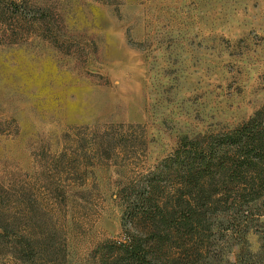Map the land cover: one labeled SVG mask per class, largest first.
I'll return each mask as SVG.
<instances>
[{
  "label": "rangeland",
  "instance_id": "374dc122",
  "mask_svg": "<svg viewBox=\"0 0 264 264\" xmlns=\"http://www.w3.org/2000/svg\"><path fill=\"white\" fill-rule=\"evenodd\" d=\"M263 108L264 0H0V264H118L184 139ZM227 206L162 261L261 264L264 198Z\"/></svg>",
  "mask_w": 264,
  "mask_h": 264
},
{
  "label": "trees",
  "instance_id": "16d2710c",
  "mask_svg": "<svg viewBox=\"0 0 264 264\" xmlns=\"http://www.w3.org/2000/svg\"><path fill=\"white\" fill-rule=\"evenodd\" d=\"M164 165L168 173L174 174H167V178H176L166 182L183 187L177 206L164 212L155 205L153 196L159 187L156 181H150L142 199V216L154 223L159 234L151 235L152 243V239L132 242L129 238L128 255L118 264H167L160 251L167 245L174 247V235L202 234L209 229L198 206L218 213L228 204H250L264 198V108L231 132L184 139ZM262 253L260 262L264 264Z\"/></svg>",
  "mask_w": 264,
  "mask_h": 264
}]
</instances>
